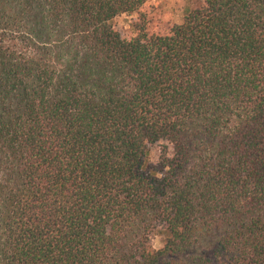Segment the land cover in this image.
I'll return each instance as SVG.
<instances>
[{
  "label": "trees",
  "instance_id": "16d2710c",
  "mask_svg": "<svg viewBox=\"0 0 264 264\" xmlns=\"http://www.w3.org/2000/svg\"><path fill=\"white\" fill-rule=\"evenodd\" d=\"M147 1L0 0V264H264V0Z\"/></svg>",
  "mask_w": 264,
  "mask_h": 264
},
{
  "label": "rangeland",
  "instance_id": "374dc122",
  "mask_svg": "<svg viewBox=\"0 0 264 264\" xmlns=\"http://www.w3.org/2000/svg\"><path fill=\"white\" fill-rule=\"evenodd\" d=\"M201 0H148L146 3L149 13L147 19V31L149 33L162 32L168 23L181 22L184 14L191 8L200 4ZM136 15H121L116 18V26L122 36H131V24L135 21ZM161 144L158 143L150 148L149 159L156 163L160 155ZM163 244V237L156 233L152 239L153 248L158 249Z\"/></svg>",
  "mask_w": 264,
  "mask_h": 264
}]
</instances>
